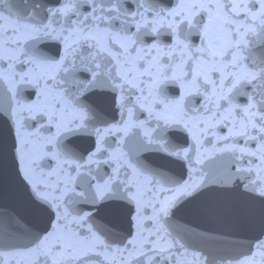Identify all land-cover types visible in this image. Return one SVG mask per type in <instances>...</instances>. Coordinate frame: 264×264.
<instances>
[{"label":"snow or ice","instance_id":"obj_1","mask_svg":"<svg viewBox=\"0 0 264 264\" xmlns=\"http://www.w3.org/2000/svg\"><path fill=\"white\" fill-rule=\"evenodd\" d=\"M4 128L49 221L0 264H264V242L216 261L173 225L213 187L264 199V0H0ZM107 202L126 235L95 224Z\"/></svg>","mask_w":264,"mask_h":264},{"label":"flooded vegetation","instance_id":"obj_2","mask_svg":"<svg viewBox=\"0 0 264 264\" xmlns=\"http://www.w3.org/2000/svg\"><path fill=\"white\" fill-rule=\"evenodd\" d=\"M113 114L118 118V113H110L109 118ZM169 138L174 143L187 146L188 137L180 129L170 131ZM93 140L94 138L88 137L83 142L84 146L92 143ZM142 158L157 166L165 165L169 174L176 179L187 178L188 169L186 162L182 160L173 161L164 158L157 151L143 153ZM206 163L223 171L226 161L217 160ZM198 203L199 211H190V205H186L181 211V216H185L186 212H192V223H184V221L179 223L180 229L186 227L193 229L187 234L195 238V244L192 247L203 250L206 255L216 261L248 254L249 230L253 227L254 221L259 217L263 218L261 214H264V199L250 190H245L238 182L232 187H213L205 190L198 197ZM94 222L99 228L107 229L111 238H118L130 231L127 211L118 208L112 202H107L95 209ZM259 242H264V233L253 242L251 248L254 250V246Z\"/></svg>","mask_w":264,"mask_h":264},{"label":"water","instance_id":"obj_3","mask_svg":"<svg viewBox=\"0 0 264 264\" xmlns=\"http://www.w3.org/2000/svg\"><path fill=\"white\" fill-rule=\"evenodd\" d=\"M12 137L6 128L0 130V247L5 244H24L37 231L48 226L49 216L39 211L30 199L29 189L19 174L11 150ZM253 222L249 230V248L264 233V214ZM192 212L181 216L178 212L174 226L179 230V223H192ZM189 231L192 228L186 227ZM186 238V237H185ZM191 245L195 244L194 236L186 238ZM228 251L230 249L228 248Z\"/></svg>","mask_w":264,"mask_h":264}]
</instances>
